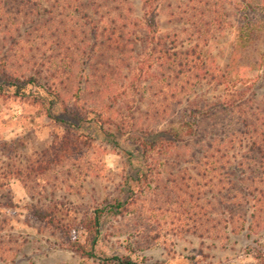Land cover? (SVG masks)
Masks as SVG:
<instances>
[{
	"label": "rangeland",
	"instance_id": "obj_1",
	"mask_svg": "<svg viewBox=\"0 0 264 264\" xmlns=\"http://www.w3.org/2000/svg\"><path fill=\"white\" fill-rule=\"evenodd\" d=\"M0 1V52L18 43L10 69L32 74L33 64H46L44 71L65 83L67 105L81 98L113 122L104 136L73 134L77 147L60 156L56 149L71 134L31 103L0 98V264H104V256L135 264H264V213L243 229L236 222L201 236L180 234L187 209L179 208L178 192L167 179L172 155L156 161L163 179L144 191L135 187L144 170L137 138L181 129L193 122V110L221 102L227 90L211 80L189 83L180 67L158 59L146 35L151 16L145 0H100L98 39L85 22H64L65 47L53 43L57 33L41 39L32 22H19L9 2ZM154 6L162 37L178 35L180 51L199 45L214 76H225L232 91L251 95L257 83L255 98L263 104L264 80L256 81L264 67V0H154ZM111 27L124 30L123 45L106 39ZM231 120L219 115L204 129L224 136ZM112 128L116 138L107 139ZM116 198L134 203L125 217H107L95 262L70 251L61 231L35 215L51 213L73 240L84 243L81 220ZM252 206L240 209L251 215ZM214 214L219 223L227 220L218 209Z\"/></svg>",
	"mask_w": 264,
	"mask_h": 264
},
{
	"label": "trees",
	"instance_id": "obj_2",
	"mask_svg": "<svg viewBox=\"0 0 264 264\" xmlns=\"http://www.w3.org/2000/svg\"><path fill=\"white\" fill-rule=\"evenodd\" d=\"M5 1L9 2L7 5L19 22L25 20L33 23V32L40 33V38H45L48 33L52 36L57 33L58 39L53 42L56 47L67 45L66 38L69 35L64 22H85L84 27L95 38L99 37L101 28L97 22H102L99 12L101 6L98 4L100 0ZM145 5L149 7L151 16L150 22H147L146 35L154 44L152 51L159 56L158 59L180 67L189 83L200 84L211 80L220 87L225 86L227 90L221 102L211 104L204 110H193V122H185L181 129L149 133L137 138L144 170L135 179V187L144 191L160 178L163 179L165 172L157 173L156 161L167 160L170 154L174 167L167 179L178 192L177 205L180 209H187L184 210L187 223L180 224V234L201 236L211 233L219 224L229 229L236 226V222L241 223L243 229L248 219L253 224L254 220H258V215L264 213V102L263 107L257 104L256 91L253 90L257 83L252 84L251 95L241 90L229 89L230 84L225 76H214L199 45L180 51L178 35L162 37L156 22L154 0H145ZM105 33L108 41L117 47L123 45L124 30L111 27ZM17 45L18 43H12L7 53L0 52V98L31 103L40 108L49 120L60 125L65 133L71 134L59 143L56 150L60 156L75 150L77 143L74 136L79 133L86 137L100 133L104 136L105 127L113 125L112 119L106 118L102 112L91 110L81 98L73 105H67L62 88L65 83L50 69L44 71L46 64H33L32 74H21L10 69L9 55ZM76 52H79V47ZM263 80L262 66L256 82ZM91 115L93 119H89ZM219 115H225L234 121L230 124L232 128L223 132L224 136L204 129V125L214 123ZM111 130L113 132L110 136L106 134L107 139H113V136L116 138L113 135L114 128ZM156 175L157 180L154 182ZM22 184L25 185L24 182ZM132 200L136 201L135 198ZM251 202L254 203L253 213L249 215L241 209ZM132 203L134 202L116 198L105 206L94 208L81 220V228L86 235L84 243L73 240L70 231L60 227L51 213L37 211L35 215L40 222L61 231L70 251L84 260L95 262L100 259L98 249L107 217H125L130 212ZM217 209L227 220H221V223L214 220L213 215H216L214 213ZM101 261L104 264H135L129 258L121 257L104 256Z\"/></svg>",
	"mask_w": 264,
	"mask_h": 264
}]
</instances>
